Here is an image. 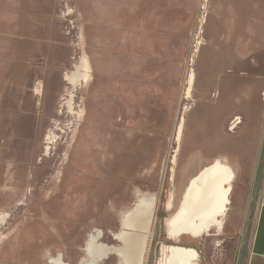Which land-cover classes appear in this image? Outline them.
Wrapping results in <instances>:
<instances>
[{
    "label": "rangeland",
    "instance_id": "374dc122",
    "mask_svg": "<svg viewBox=\"0 0 264 264\" xmlns=\"http://www.w3.org/2000/svg\"><path fill=\"white\" fill-rule=\"evenodd\" d=\"M84 59L88 80L71 82ZM217 161L238 175L234 225L172 239L167 219ZM142 198L155 200L142 264L170 246L233 264L223 242L239 240L250 201L251 264L264 219V0H0V264H82L96 233L120 246Z\"/></svg>",
    "mask_w": 264,
    "mask_h": 264
},
{
    "label": "bare ground",
    "instance_id": "6f19581e",
    "mask_svg": "<svg viewBox=\"0 0 264 264\" xmlns=\"http://www.w3.org/2000/svg\"><path fill=\"white\" fill-rule=\"evenodd\" d=\"M81 70L74 72L69 80L73 83L88 80L89 63L84 59ZM193 76L190 80L189 95L192 92ZM180 136V131H179ZM234 170L231 166L220 161L201 169L188 183L183 194L179 209L168 218L169 234L180 237L183 234L199 238L209 232L214 225L223 226L230 203L229 196L232 190ZM172 205H170L171 208ZM155 208L154 198H142L134 209L124 217V230L115 235L120 246L102 243L100 234L93 235L84 250L88 254L87 261L82 264H97L111 255H117L121 264H142L147 252L149 229L152 223V214ZM4 216L0 224L4 223ZM210 229V230H209ZM171 253L159 264H193L198 258L191 249L171 248ZM52 264H68L63 255L51 259ZM80 263V262H79ZM119 263V262H118Z\"/></svg>",
    "mask_w": 264,
    "mask_h": 264
},
{
    "label": "flooded vegetation",
    "instance_id": "af4514ba",
    "mask_svg": "<svg viewBox=\"0 0 264 264\" xmlns=\"http://www.w3.org/2000/svg\"><path fill=\"white\" fill-rule=\"evenodd\" d=\"M240 124H242V122L240 123ZM239 124V125H240ZM260 152L262 153V146H261V148H260ZM261 153H260V158H259V160H258V165H257V168L259 167V163H260V159H261ZM213 165V164H212ZM209 166H211V165H209ZM209 166H207V167H209ZM206 168V167H205ZM232 168V167H231ZM244 168V166L242 165V167L240 168V171H241V174H244V172H245V169H243ZM233 169V168H232ZM234 170V169H233ZM258 171V170H257ZM257 173L258 172H256V174H255V176L257 175ZM237 177H238V175H237V173H236V171L234 170V179H233V181L232 182H235V180L237 179ZM237 190V189H236ZM236 190H235V188H233V186H232V190H231V193H230V196H229V200H230V203H229V207H230V209L228 208V211H227V213H226V217H228V221L226 222V224L224 223L223 224V226L220 228V227H218V226H216V225H214V227H211L210 229L211 230H213L214 228H216V229H219V230H224L225 228L224 227H226V225L227 224H229V225H231V226H233L234 224V221H235V215H236V211H237V208H236V206H237V200H236V195H238L237 194V192H236ZM250 196H253V189H252V192H251V195ZM171 205V204H170ZM170 205H169V207H170ZM250 205H251V201L249 202V205H248V209H247V214H246V222H245V225H244V227L242 228V233H241V235H240V238H239V240H237L236 239V237L234 236V235H236L237 233H233V232H231V234H232V238H231V240L230 241H224L223 243H224V246H223V251H224V258H223V260H228L229 261V263H233V264H241L242 263V261L245 259V256L243 255V252H244V242H245V237H246V234H247V232H246V225H247V223H248V220H249V215H248V212H249V208H250ZM229 212V213H228ZM209 229V230H210ZM167 232H168V234H169V226H168V219H167ZM212 232V231H211ZM211 232H210V234H211ZM96 234H98V233H96ZM100 234V236H101V239H102V234L101 233H99ZM209 233H207V234H205V235H202V236H199V238H202V237H204V236H208V235H210ZM185 235H189V234H183L182 236H180V237H177V238H179V239H181V238H183V236H185ZM257 235H258V233H256V235H255V237H254V235H253V237H252V240H251V243H250V247L252 248V254L254 253V251H257L258 250V247H256V243H257ZM169 236H171L170 234H169ZM189 236H192V235H189ZM172 237V236H171ZM193 237V236H192ZM174 238H176V237H172V239H174ZM194 239H199V238H195V237H193ZM171 239V240H172ZM171 243V242H170ZM171 248H181V249H183V248H185V249H191V250H194L196 253H197V255H198V258L196 259V260H194V262H193V264H195V262L199 259V253L195 250V249H192V248H186V247H179V246H170V247H168V250H169V254L171 253ZM235 250H236V253H235ZM168 254V255H169ZM164 260V259H163ZM162 261V260H161ZM161 261H159L158 262V264L161 262ZM68 263V262H67ZM69 264V263H68Z\"/></svg>",
    "mask_w": 264,
    "mask_h": 264
},
{
    "label": "crops",
    "instance_id": "0c3cea01",
    "mask_svg": "<svg viewBox=\"0 0 264 264\" xmlns=\"http://www.w3.org/2000/svg\"><path fill=\"white\" fill-rule=\"evenodd\" d=\"M262 216L264 217V211L262 212ZM256 247H258L256 252L258 255L262 254L263 259L259 258L260 256H257V253H254L251 264H264V219L258 229Z\"/></svg>",
    "mask_w": 264,
    "mask_h": 264
}]
</instances>
